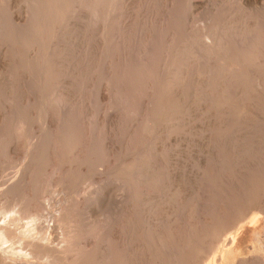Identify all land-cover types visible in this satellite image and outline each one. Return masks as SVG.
<instances>
[{"label":"rangeland","instance_id":"1","mask_svg":"<svg viewBox=\"0 0 264 264\" xmlns=\"http://www.w3.org/2000/svg\"><path fill=\"white\" fill-rule=\"evenodd\" d=\"M39 1L0 0V264H264V0Z\"/></svg>","mask_w":264,"mask_h":264},{"label":"bare ground","instance_id":"2","mask_svg":"<svg viewBox=\"0 0 264 264\" xmlns=\"http://www.w3.org/2000/svg\"><path fill=\"white\" fill-rule=\"evenodd\" d=\"M34 1H37V0H34ZM39 1V0H38ZM43 1V0H42ZM49 1V0H48ZM54 1V0H53ZM52 1V2H53ZM56 1H58V0H56ZM59 2V1H58ZM39 3H40V1H39ZM43 3H45L44 1H43ZM49 3H50V1H49ZM35 4V3H34ZM34 4H33V7H34ZM36 5V4H35ZM48 5V4H47ZM51 5V4H50ZM59 5V3L57 4V6ZM53 6H55L54 4H53ZM38 7V5L36 6V9H38L37 8ZM40 7H42V6H40ZM39 7V8H40ZM49 7V6H48ZM56 7V6H55ZM46 8V7H45ZM50 8V7H49ZM34 9H35V7H34ZM48 10V8L46 9V11ZM52 10H53V7H52ZM54 10H55V8H54ZM38 12L40 11V10H37ZM42 11H43V7H42ZM41 11V13H43ZM49 11L50 12H52L50 9H49ZM56 11V10H55ZM35 13L37 14V12L35 11ZM44 13H45V11H44ZM41 14L40 15V17L38 18V19H40L43 15H45V14ZM48 12H46V14H47ZM49 14V16H50V13H48ZM52 14V13H51ZM39 16V15H38ZM37 18V17H36ZM45 19V18H44ZM40 20H42V19H40ZM46 21V20H45ZM48 21V20H47ZM42 22V21H41ZM43 23V22H42ZM219 45H217L216 47H218ZM29 207H31L30 205H29ZM32 209V208H31ZM30 209V210H31ZM259 209H261L262 210V214L264 215V206H262L261 208L259 207ZM258 209V210H259ZM25 214H26V216H24L23 214V216L22 215H20V217L19 216H17L18 218H20V219H22L23 217H27L28 216V219H29V215H30V213L28 212V210H25V211H23ZM27 213H29V215L27 214ZM57 215V214H56ZM61 214H59L58 216H60ZM22 216V217H21ZM36 216V215H35ZM62 217H63V215H61ZM30 217H32V216H30ZM262 216H261V214L260 213H257V214H254V215H252V216H250L249 217V219L247 220V222L244 224V225H242L241 227H240V231L238 232V236H241L242 234H243V236H244V234H246L247 236V238H245V236L243 237V238H245V239H248V237L252 234V233H255V232H260L259 234H261V231L263 230V228H264V220L261 218ZM38 218V217H37ZM36 218V219H37ZM58 217H55V219H57ZM15 220L17 219V218H14ZM20 219H19V221H20ZM33 219V218H32ZM11 221H12V219H10ZM10 220L8 219V222H10ZM15 220H14V222H10L11 224H16V226L15 225H12V226H14V227H16L17 228V225H19L20 224V222L18 221H16V223H15ZM18 220V219H17ZM23 220H24V218H23ZM23 220H21L22 222H23ZM26 220H27V218H26ZM34 220V219H33ZM32 220V221H33ZM41 220V219H40ZM25 221V220H24ZM29 221V220H28ZM31 221V220H30ZM31 221V222H32ZM36 221V220H35ZM39 221V220H38ZM56 221H58V220H56ZM231 221V220H230ZM238 220H237V218L235 217L234 218V220H232L231 222H233L234 224H236V222H237ZM7 222V223H8ZM60 222V221H59ZM9 223V224H10ZM19 223V224H18ZM24 223H28L27 221L26 222H24ZM23 223V225H25ZM2 224V223H1ZM4 224V223H3ZM0 225V227L1 226H5V225ZM6 224V223H5ZM9 224H6V225H9ZM36 224H39V223H36ZM35 224V225H36ZM233 224V225H234ZM232 225V226H233ZM12 226H10V227H12ZM34 226V225H33ZM40 226H41V224H40ZM245 226V227H244ZM7 227V226H6ZM6 227H3V228H6ZM14 227H12V228H14ZM19 227V226H18ZM244 227V228H243ZM29 228V227H28ZM8 229V228H7ZM6 229V230H7ZM18 229V228H17ZM36 229H38V228H36ZM51 229V228H50ZM26 230V229H25ZM34 230V229H33ZM42 230V229H41ZM46 230V229H45ZM47 230H48V228H47ZM245 230V231H244ZM2 231H3V229H2ZM10 230L8 229V231H6L5 233H7L8 235V237L9 236H11V234H12V236L14 235V237H15V235L16 234H14V232H9ZM39 231V230H38ZM264 231V230H263ZM262 231V232H263ZM41 232V231H40ZM39 232V233H40ZM44 232H46V231H44ZM24 233V232H23ZM28 233H30V231L28 232ZM27 233V234H28ZM202 233V232H201ZM45 234V235H44ZM42 233L41 232V234H38V232H37V234L35 233V231H34V234L33 233H31L29 236L31 237L29 240H26L25 241V243H26V245H32L33 247H37V245L39 244V242H38V244L36 243L37 242V240L40 238V240H41V237H42V239L44 238V236H48V237H46V239H44L45 241L47 240L49 243H52V242H50L51 240H50V237H51V234H52V232L49 230V231H47L46 233ZM6 235V234H5ZM44 235V236H43ZM254 235V234H253ZM258 235V234H257ZM257 235H254L255 236V238H257L258 239V237H256ZM11 236V238H12V240H13V237ZM20 236V235H19ZM18 236V237H19ZM27 236V235H26ZM1 237H3L2 235H1ZM22 237V236H21ZM10 238V237H9ZM10 238V239H11ZM17 238V237H16ZM27 238V237H26ZM26 238H23V239H26ZM53 237H51V239H52ZM1 239V238H0ZM7 240H9L8 238H6ZM22 238H21V241L23 240ZM28 239V238H27ZM236 239H238V238H236V236H230L229 237V239H228V243H226L225 245L227 246H229L230 244H232V243H234V241L236 240ZM50 240V241H49ZM56 240V239H55ZM55 240H52L53 242L55 241ZM240 240V239H239ZM255 240V239H254ZM10 241V240H9ZM15 241V240H14ZM46 241V242H47ZM57 240H56V242H55V244H57ZM62 242V241H61ZM3 243V242H2ZM21 243V242H20ZM43 243V244H42ZM42 243L40 244L41 246H45V242H43L42 241ZM241 243V242H240ZM4 244V243H3ZM17 244V243H16ZM12 245V244H11ZM46 246H47V244H46ZM52 246H54L53 245V243H52V245H48V248L49 249H52V248H50V247H52ZM60 247V245L58 244L56 247ZM227 246V247H228ZM2 247V246H1ZM33 247H31V249L33 248ZM4 248V247H3ZM46 248V247H45ZM54 248H55V246H54ZM54 248L52 249V251L54 250ZM62 248V247H61ZM2 249V248H1ZM6 249H8L7 248V246H6ZM17 249V248H16ZM20 249V248H19ZM48 249V250H49ZM56 249V248H55ZM60 249V248H59ZM3 250V249H2ZM15 250V249H14ZM22 250V249H21ZM13 251V250H12ZM12 251L10 252V253H12ZM19 251V250H18ZM34 251H35V249H34ZM51 251V250H50ZM20 252V251H19ZM26 252V251H25ZM44 252V251H43ZM61 252H63V251H61ZM61 252H59V253H61ZM50 253H52V252H50ZM54 254L55 253H57L58 254V252H57V249H56V252H53ZM41 254V253H40ZM39 254V255H40ZM44 254V253H43ZM49 254V253H48ZM53 254V255H54ZM23 255V254H22ZM52 255V254H51ZM10 256H12V255H10ZM28 256V255H27ZM41 256H43V255H41ZM45 256V255H44ZM56 256V255H55ZM59 256V255H58ZM7 257V256H6ZM31 257V256H30ZM46 257H47V255H46ZM12 258V257H11ZM22 258H25V257H22ZM38 258V257H37ZM221 259H222V257H220ZM4 259V258H3ZM14 259V258H13ZM35 259V258H34ZM24 260H26V259H24ZM30 260V259H29ZM32 260V259H31ZM216 260V257H211V258H208L207 259V261L204 263V264H211V262H214ZM15 261V260H14ZM22 261V260H21ZM4 262V261H3ZM35 262V261H34ZM216 262V261H215ZM0 263H2V262H0ZM41 263V262H40ZM14 264V263H13ZM28 264V263H27ZM36 264V263H35Z\"/></svg>","mask_w":264,"mask_h":264}]
</instances>
